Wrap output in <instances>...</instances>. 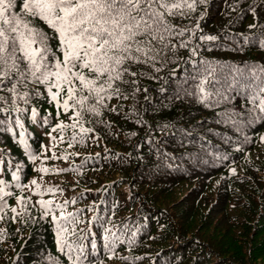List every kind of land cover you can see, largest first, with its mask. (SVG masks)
I'll return each instance as SVG.
<instances>
[{"label": "trees", "instance_id": "16d2710c", "mask_svg": "<svg viewBox=\"0 0 264 264\" xmlns=\"http://www.w3.org/2000/svg\"><path fill=\"white\" fill-rule=\"evenodd\" d=\"M180 23L99 116L31 84L0 101V264H264V0H205Z\"/></svg>", "mask_w": 264, "mask_h": 264}, {"label": "snow or ice", "instance_id": "6c2138e0", "mask_svg": "<svg viewBox=\"0 0 264 264\" xmlns=\"http://www.w3.org/2000/svg\"><path fill=\"white\" fill-rule=\"evenodd\" d=\"M204 2L20 0L18 4L17 0H0V93L7 90L0 101L13 97L27 101L29 93L21 95L20 89L31 84L33 90L43 86L65 113L74 111L77 122L84 113L99 116L101 109L107 108L106 100L120 97L123 85L136 83L135 78L144 74L141 69L155 67L168 58L176 47L175 40L188 30L180 21L190 18L197 4ZM200 38L217 39L213 35ZM205 82L199 87L201 93L205 92ZM259 91L264 93V86ZM258 107L264 113V101ZM36 114L32 109L33 118ZM81 131L91 129L81 127ZM4 184L0 180V198L10 195ZM50 205L51 201H40L44 216L49 215ZM68 232L58 224L57 243L61 251L67 247L75 252L74 244L66 243L62 236ZM79 251L82 253L83 248ZM79 259L75 257L73 264Z\"/></svg>", "mask_w": 264, "mask_h": 264}]
</instances>
